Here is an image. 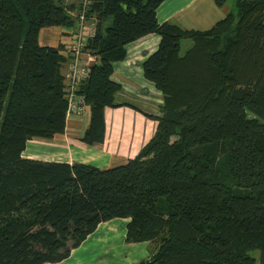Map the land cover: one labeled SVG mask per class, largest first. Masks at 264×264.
I'll return each instance as SVG.
<instances>
[{"label":"trees","instance_id":"1","mask_svg":"<svg viewBox=\"0 0 264 264\" xmlns=\"http://www.w3.org/2000/svg\"><path fill=\"white\" fill-rule=\"evenodd\" d=\"M164 1L91 0L97 34L86 51L100 62L81 89L90 110L81 143L103 144L105 111L124 106L112 77L128 46L161 38L142 64L163 96L160 115L147 116L155 134L101 169L23 156L31 140L66 132L70 60L40 33L75 30V4L0 0V264L63 263L115 219L129 220L127 244L153 245L136 264H264V0H237L206 31L160 23Z\"/></svg>","mask_w":264,"mask_h":264},{"label":"crops","instance_id":"2","mask_svg":"<svg viewBox=\"0 0 264 264\" xmlns=\"http://www.w3.org/2000/svg\"><path fill=\"white\" fill-rule=\"evenodd\" d=\"M236 1L227 0L222 7H219L215 0H165L157 10V18L160 23L169 22L180 25L183 29L188 28L186 30L193 28L206 31L233 12ZM50 29L56 33L54 36L57 42L67 40L66 36L61 37V34L62 36L67 35L66 30ZM43 31L45 30L43 29L40 33L41 45L55 47L53 44H47L51 41L47 39V36L41 37ZM160 42V36L153 34L130 44L127 59L115 65L112 79L123 87L117 94L116 103L124 106L105 111L107 130L103 144L87 146L80 141L89 127L90 115L88 113L82 119L74 117L67 120L65 134L58 135L53 142L40 139L30 141L39 144L38 150L45 149V154H47L46 148H49L48 156L45 157L47 159H38L34 155L25 158L69 164L77 162L92 165L96 163L104 165L101 169H107V167L112 168L125 164L128 159L137 156L155 134L156 121L148 119L147 116H159L163 104L162 93L145 79L142 68L143 62L156 52ZM60 144L71 146L66 147ZM87 151L89 153H85ZM79 153H85L90 161L76 159L77 156L74 155ZM60 157H74L75 159L63 160ZM111 222L113 221L106 223L110 225ZM106 223L100 224L92 235L97 234L99 228Z\"/></svg>","mask_w":264,"mask_h":264},{"label":"rangeland","instance_id":"3","mask_svg":"<svg viewBox=\"0 0 264 264\" xmlns=\"http://www.w3.org/2000/svg\"><path fill=\"white\" fill-rule=\"evenodd\" d=\"M75 1L76 0H66V2L69 5L73 4ZM233 11L234 12L236 11L235 3H234ZM78 24L79 23L77 21L76 27L78 26ZM48 29L49 30L44 29L45 31L42 32L41 37L45 38L47 36L48 37L47 39L51 40L47 44H53L55 46L56 45L58 46L60 41L57 42L56 37L54 36V34L56 33H53L50 28ZM184 29H188V28H184ZM191 29L197 30L193 28ZM66 34L67 35H64V36H62L61 34V37H65V36L67 37V40L64 39L63 40L64 42L61 41L62 44L67 43V41L69 40L68 37L71 36V35H68L69 34L68 32H66ZM65 46H68V45H65ZM192 46H193V42L191 40H188V39L183 40L182 54H185ZM66 68L67 66L64 67L65 74H66V71H65ZM89 112L90 110L85 115H87ZM82 117L84 118L85 116L76 117V118L82 119ZM74 144H77V143H74ZM38 145L39 144L30 142L28 144L27 150L25 151V153H23V156L30 157L34 155L38 159L45 158L46 156H48L49 148H46L47 154H45V149L43 148H41V150L37 149ZM62 146L67 147L71 145H62ZM85 153H89V151ZM85 153L75 154L74 156H77L75 157L76 159L88 162L90 160H88ZM66 158L72 159L74 157L72 158L66 157ZM66 158L60 157V159L69 160ZM92 165L98 168L104 167V165L102 164L93 163ZM112 221L113 222H111L110 225H108V223L102 225L99 228L97 234H94V235L91 234L78 249H75L74 251H72L71 256L67 260H65V262L63 261V263L62 262L61 263L62 264H136L140 262L141 260L148 258L151 255V250L153 248V245L148 242L137 243V244H127L126 243L125 236H126V227H127V224L129 223L128 219H115ZM252 255L258 256V254H255V253H253Z\"/></svg>","mask_w":264,"mask_h":264},{"label":"built area","instance_id":"4","mask_svg":"<svg viewBox=\"0 0 264 264\" xmlns=\"http://www.w3.org/2000/svg\"><path fill=\"white\" fill-rule=\"evenodd\" d=\"M68 4V3H67ZM75 7L69 10V15L78 21L77 28L68 30L71 35L65 45L64 54L71 60L66 68L67 83V120L73 117L84 116L89 111L82 87L88 82L92 67L100 62L97 55L87 52L89 43L97 34V18L91 14V0H78Z\"/></svg>","mask_w":264,"mask_h":264}]
</instances>
